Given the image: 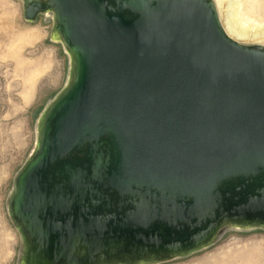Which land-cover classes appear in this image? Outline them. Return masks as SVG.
Here are the masks:
<instances>
[{
  "label": "water",
  "instance_id": "1",
  "mask_svg": "<svg viewBox=\"0 0 264 264\" xmlns=\"http://www.w3.org/2000/svg\"><path fill=\"white\" fill-rule=\"evenodd\" d=\"M45 12L70 74L13 180L20 264H143L264 226L263 45L213 0H24Z\"/></svg>",
  "mask_w": 264,
  "mask_h": 264
},
{
  "label": "rangeland",
  "instance_id": "2",
  "mask_svg": "<svg viewBox=\"0 0 264 264\" xmlns=\"http://www.w3.org/2000/svg\"><path fill=\"white\" fill-rule=\"evenodd\" d=\"M227 1L213 0L218 17ZM52 28L51 12L27 20L24 0H0V264H20L25 253L9 209L13 180L35 151L43 110L70 74L68 52ZM241 43L264 46L260 39ZM143 264H264V226L227 223L201 248Z\"/></svg>",
  "mask_w": 264,
  "mask_h": 264
},
{
  "label": "bare ground",
  "instance_id": "3",
  "mask_svg": "<svg viewBox=\"0 0 264 264\" xmlns=\"http://www.w3.org/2000/svg\"><path fill=\"white\" fill-rule=\"evenodd\" d=\"M224 7L219 20L228 36L238 42L264 41V0H228Z\"/></svg>",
  "mask_w": 264,
  "mask_h": 264
}]
</instances>
